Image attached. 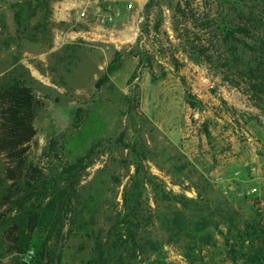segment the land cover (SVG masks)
Listing matches in <instances>:
<instances>
[{"label": "rangeland", "instance_id": "374dc122", "mask_svg": "<svg viewBox=\"0 0 264 264\" xmlns=\"http://www.w3.org/2000/svg\"><path fill=\"white\" fill-rule=\"evenodd\" d=\"M87 1L0 0V91L22 83L38 102L28 161L44 184L76 186L50 251L69 264H232L212 224L193 233L228 207L264 219V97L226 71L209 27L224 0L119 1L105 26L99 0L79 16ZM5 168L0 155V194ZM1 239L0 264H20Z\"/></svg>", "mask_w": 264, "mask_h": 264}, {"label": "trees", "instance_id": "16d2710c", "mask_svg": "<svg viewBox=\"0 0 264 264\" xmlns=\"http://www.w3.org/2000/svg\"><path fill=\"white\" fill-rule=\"evenodd\" d=\"M222 5L223 11L209 27L223 47L226 71L232 70L261 101L264 97V0H224ZM25 9L20 5L15 14L18 29L26 27ZM31 17L37 19L35 26L44 27L49 21V12L37 13L35 9ZM37 105L33 89L25 84L14 83L0 91V155L6 159V185L0 194L1 243L5 254L19 258L20 264H69L63 255L54 258L49 242L53 231L62 223L63 212L71 209L76 186L73 180L61 177L44 184L43 172L28 161L30 144L36 136ZM64 172L67 174V170ZM43 197L46 198L41 203ZM221 215L217 221L201 223L198 226L201 228L193 233H203L206 225L213 226L222 235L232 264H264V219L254 212L243 220L230 207ZM29 252L33 253L31 259H24ZM112 261L95 259L86 264H112Z\"/></svg>", "mask_w": 264, "mask_h": 264}, {"label": "built area", "instance_id": "2783aa9c", "mask_svg": "<svg viewBox=\"0 0 264 264\" xmlns=\"http://www.w3.org/2000/svg\"><path fill=\"white\" fill-rule=\"evenodd\" d=\"M93 0H88L87 2L81 3L78 8L80 9V17H87L89 8ZM97 1V0H94ZM100 5L96 6L97 9V23L101 26L112 24L116 21L117 16L120 14V10L113 7V4L119 1L126 2L127 9L131 10L133 7L132 2L129 0H99Z\"/></svg>", "mask_w": 264, "mask_h": 264}, {"label": "crops", "instance_id": "0c3cea01", "mask_svg": "<svg viewBox=\"0 0 264 264\" xmlns=\"http://www.w3.org/2000/svg\"><path fill=\"white\" fill-rule=\"evenodd\" d=\"M70 5H72V4H70Z\"/></svg>", "mask_w": 264, "mask_h": 264}]
</instances>
